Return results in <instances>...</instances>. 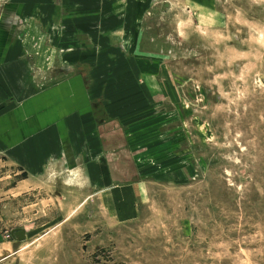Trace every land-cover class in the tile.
I'll list each match as a JSON object with an SVG mask.
<instances>
[{"label": "rangeland", "instance_id": "1", "mask_svg": "<svg viewBox=\"0 0 264 264\" xmlns=\"http://www.w3.org/2000/svg\"><path fill=\"white\" fill-rule=\"evenodd\" d=\"M18 2L0 50L34 28ZM144 4L79 63L97 105L78 164L23 172L0 143V264H264V0Z\"/></svg>", "mask_w": 264, "mask_h": 264}, {"label": "crops", "instance_id": "2", "mask_svg": "<svg viewBox=\"0 0 264 264\" xmlns=\"http://www.w3.org/2000/svg\"><path fill=\"white\" fill-rule=\"evenodd\" d=\"M17 1L33 12L20 23L34 28L0 50V143L11 162L36 174L59 160L78 164L81 142L89 149L96 138L93 68L79 63L101 51L99 27L117 28L111 34L132 27L145 0Z\"/></svg>", "mask_w": 264, "mask_h": 264}, {"label": "water", "instance_id": "3", "mask_svg": "<svg viewBox=\"0 0 264 264\" xmlns=\"http://www.w3.org/2000/svg\"><path fill=\"white\" fill-rule=\"evenodd\" d=\"M20 233V232H19ZM22 234H24L23 232H21Z\"/></svg>", "mask_w": 264, "mask_h": 264}]
</instances>
